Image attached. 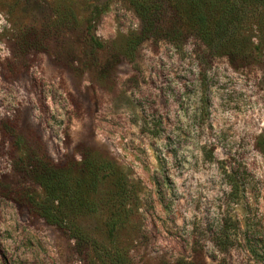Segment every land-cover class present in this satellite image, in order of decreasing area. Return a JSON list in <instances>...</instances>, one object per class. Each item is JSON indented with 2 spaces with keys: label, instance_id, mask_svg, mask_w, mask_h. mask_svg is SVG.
I'll return each instance as SVG.
<instances>
[{
  "label": "rangeland",
  "instance_id": "rangeland-1",
  "mask_svg": "<svg viewBox=\"0 0 264 264\" xmlns=\"http://www.w3.org/2000/svg\"><path fill=\"white\" fill-rule=\"evenodd\" d=\"M90 18L101 67L79 50ZM158 21L129 60L130 0H0V264H264V40L236 66L168 3ZM31 153L118 162L136 197L113 236L110 181L77 214L87 243L31 211Z\"/></svg>",
  "mask_w": 264,
  "mask_h": 264
},
{
  "label": "trees",
  "instance_id": "trees-1",
  "mask_svg": "<svg viewBox=\"0 0 264 264\" xmlns=\"http://www.w3.org/2000/svg\"><path fill=\"white\" fill-rule=\"evenodd\" d=\"M130 1L137 8L143 28L139 33L131 35L127 41L123 54L129 60H134L144 39L158 35L156 24L165 3H168L179 19L190 23L195 35L215 55L226 56L233 65L238 66L239 62L246 63L256 57L255 53L259 51L260 43L264 40V0ZM73 18L75 16L72 13L59 15L58 20L64 25ZM96 20L97 18L87 19V32L79 50L101 67V54L108 50L111 42L104 41L96 34ZM254 38L258 39V43L254 42ZM30 43L32 45L34 41L31 40ZM11 135L15 148H20V136L14 130ZM20 164L23 165V173L44 191L42 198L29 196L31 211L85 243L90 238L76 221L77 214L94 210L95 204L90 196L96 193L99 185L106 181L113 184L110 196L105 201V204L111 203L115 208L106 223L111 236L122 223L128 201L136 197V191L130 185L127 174L111 157L97 159L86 156L80 163L78 174L73 166L66 163L56 164L45 154H28L26 159L18 163ZM229 176L233 191L238 190L236 178L232 174Z\"/></svg>",
  "mask_w": 264,
  "mask_h": 264
}]
</instances>
